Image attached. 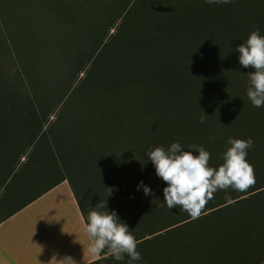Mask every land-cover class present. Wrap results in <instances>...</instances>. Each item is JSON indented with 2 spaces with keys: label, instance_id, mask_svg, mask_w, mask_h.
I'll use <instances>...</instances> for the list:
<instances>
[{
  "label": "trees",
  "instance_id": "trees-1",
  "mask_svg": "<svg viewBox=\"0 0 264 264\" xmlns=\"http://www.w3.org/2000/svg\"><path fill=\"white\" fill-rule=\"evenodd\" d=\"M8 2L12 18L0 10V223L66 181L84 222L107 202L100 211L127 224L142 257L133 264H264V107L247 98L253 69L235 51L252 31L264 36V0ZM12 20L23 25L15 35ZM229 137L254 140V186L217 191L195 221L169 210L148 151L178 142L198 155L190 146L201 145L218 167ZM83 184L100 199L92 207Z\"/></svg>",
  "mask_w": 264,
  "mask_h": 264
},
{
  "label": "clouds",
  "instance_id": "clouds-1",
  "mask_svg": "<svg viewBox=\"0 0 264 264\" xmlns=\"http://www.w3.org/2000/svg\"><path fill=\"white\" fill-rule=\"evenodd\" d=\"M233 0H204L208 5L230 4ZM238 61L242 68H251L247 74L248 87L246 95L255 108L264 107V36L259 30L252 31L246 41L236 49ZM201 119L200 123H203ZM230 145L221 154L222 163L218 167L209 165L211 153L201 145H191L198 152L186 151L181 144L174 142L165 149L156 147L149 150L147 159L155 169V175L167 186L163 189V202L169 210L179 208L195 221L200 218L207 204L214 199L217 191L245 192L255 184V169L248 162V151L254 147V140L229 137ZM145 196L151 194V189L143 185ZM111 194V190H107ZM107 208L104 202H99L90 210L83 231L89 238L87 252L92 257L103 255L115 261H123L127 256L128 264L140 261L141 253L138 241L122 222L115 211H100ZM56 260V259H55ZM56 264H76V261L66 256L56 260Z\"/></svg>",
  "mask_w": 264,
  "mask_h": 264
},
{
  "label": "crops",
  "instance_id": "crops-1",
  "mask_svg": "<svg viewBox=\"0 0 264 264\" xmlns=\"http://www.w3.org/2000/svg\"><path fill=\"white\" fill-rule=\"evenodd\" d=\"M84 223L63 181L0 223V264H56L66 256L76 264L92 263L99 256L87 252Z\"/></svg>",
  "mask_w": 264,
  "mask_h": 264
},
{
  "label": "rangeland",
  "instance_id": "rangeland-1",
  "mask_svg": "<svg viewBox=\"0 0 264 264\" xmlns=\"http://www.w3.org/2000/svg\"><path fill=\"white\" fill-rule=\"evenodd\" d=\"M8 1H9V0H0V10L2 11L3 15H4L5 17H7V16L5 15L4 11H6L7 8H8L9 11H7L6 13H7L8 16H9V17H7V18L9 19V18H12V17H11V14H10L11 10H10V8H9L10 5H9V2H8ZM10 1H14V0H10ZM28 7L32 8L33 10H35V6H32V7H31V5H29ZM36 10H37V9H36ZM40 11H41V10H40ZM40 11H36V15H37V17L39 18L38 21L43 20L42 15L46 13V11H45V12H42V11L40 12ZM36 19H37V18H36ZM51 23H52V22H51ZM9 24H10V25H9V28H10V30H11L10 32H11L12 34H14V35L17 34V32H19V31L22 29V27H23V25H20V28H19V26L17 25V23L14 22L13 20H12L11 22H9ZM9 28H8V29H9ZM18 36H19V34H18ZM0 38H1V37H0ZM10 39H11V38H10ZM19 39H21V38H19ZM19 39H18V40H19ZM18 40H17V41H18ZM54 118H55L54 116H51V117H50V121H54ZM150 122H152V121H147V127L150 126V125H152ZM169 122L172 124V125L170 124L169 126H174V124H175L174 122H172V121H169ZM149 123H150V125H149ZM162 124H164V126H165V125H167V122L164 121V123H162ZM164 128L170 129L168 126H167V127H164ZM82 186H83L85 192H86V193L88 192V193H87V197H88V198H87L86 200H87V202L89 203L90 207H92L93 204L98 203V201H99L100 199H96V200H98V201H95V203L93 202V196H91V193H90L89 191H87V189H86V184H83ZM101 189H102V187L100 188V191H103V190H104V189H103V190H101ZM97 195H98V197H100L99 194H97ZM90 196H91L92 198H91ZM0 216H1V214H0Z\"/></svg>",
  "mask_w": 264,
  "mask_h": 264
}]
</instances>
